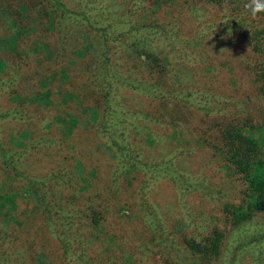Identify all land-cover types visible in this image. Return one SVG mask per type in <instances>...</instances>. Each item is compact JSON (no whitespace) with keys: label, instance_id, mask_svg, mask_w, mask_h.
<instances>
[{"label":"rangeland","instance_id":"rangeland-1","mask_svg":"<svg viewBox=\"0 0 264 264\" xmlns=\"http://www.w3.org/2000/svg\"><path fill=\"white\" fill-rule=\"evenodd\" d=\"M61 1L68 10L75 13L84 11L82 0ZM245 3L246 0L237 2L234 14L231 15L209 14L199 7L184 4L176 12L164 16L165 20L139 12L128 23L121 22L112 26L102 23L96 13L90 12L92 18L80 15L83 21L78 17L74 21L63 22L60 18L54 28L49 23L56 21L55 18L60 15L46 7L47 20L43 7L35 6L37 8L34 9L30 21L34 22L36 19L43 25H35L36 29L27 37L18 41L10 36V30L0 28V74L8 75L10 68L14 67L16 57L13 55L18 53V43L24 51L28 47L35 48L38 44V51L33 55L34 63L32 61L26 71L23 69V75L16 79L18 84L13 88L16 94L11 96L8 95L9 92H3V97L0 94V105L3 102L8 104V101L17 104L34 101L37 107L32 105L31 109L26 107L23 110L28 117L26 121L17 120L1 126L3 136L12 145L23 146L32 133L30 124L37 125L35 122L49 119L53 113L61 110L71 111L78 118V133L71 140L76 142L77 135L82 133L80 145L86 153L83 156L85 162L79 163L70 159V163L74 164L78 175L84 172L102 187L105 186L109 179L108 164L112 163L113 154L95 133L103 99L99 88H89L91 83L88 74L96 66L100 48L98 39L101 36L99 29L104 28L103 31L109 32L111 38L121 35L118 39L121 42L132 37L129 26L144 24L150 27L141 26V29H137L140 30L139 36L151 41V45H155V49L160 52L170 54L167 56L168 61L174 66L180 87L184 91L183 95L187 97L183 99L187 107L185 115L188 132L191 131L194 139L200 143L202 138L213 140L218 131L228 123L250 128L251 132L255 131L254 136L264 137V97L259 93L260 72L264 66V14L253 19L246 11ZM20 10L24 12L25 7L21 6ZM71 22L74 25L69 26L73 33L66 35L64 43L58 49V42L64 37V32L68 31V23ZM28 27H32L30 22ZM58 52L63 55L58 56ZM51 54L55 58L47 65L45 61L52 58ZM61 67L68 71V82L63 80L64 76L59 72ZM33 73H36L35 77L32 76ZM57 89L59 93L51 96L53 103L49 107L47 104L42 106ZM35 90L39 92L34 97ZM57 98L61 102L66 101L67 106H55ZM119 99L127 103L125 109L129 111L146 112L154 105L141 93L137 94L132 90L120 91ZM152 130H155L153 135L156 137V144L149 154L159 157L166 152L168 144L163 131L157 126ZM195 141L189 143L193 150L188 155L176 158L175 164L193 174L195 178H205V182L198 180L199 183H195L200 191L179 199L167 181L155 183L149 189L146 198L155 205L154 208L165 227L163 242L160 244L151 240L140 220L144 211V206L140 203L145 200H141L139 195L135 197L136 188L131 190L132 197L123 194L118 198L119 204L114 209L120 208V213L125 214L132 209L133 216L131 219L123 218L124 251L119 253L117 250L116 254L122 257L127 254L130 259H112L113 261L118 260L121 263L124 260L125 264H197L194 258H187L183 236L193 237L198 241L215 225L222 231L223 238L219 254L210 259L209 264H264V211L255 213L247 221L236 225H232L230 219L225 218L224 204L240 203L244 185L237 176H226L228 172L222 167L223 162L216 160L206 146ZM177 143L185 145L180 141ZM53 152L62 156H57L59 160L67 158L63 151ZM36 157L33 162V158L28 157L26 162H32L34 168L29 170L34 174H41L57 164L54 155L53 158L40 154ZM102 157L105 161L101 160ZM125 200L131 203H124ZM134 200L139 202V207H133ZM20 217L21 225L11 217L6 218L8 227L13 222L19 226H10L7 239L0 240V243L4 242L0 250L8 249L11 252L15 248L22 252L20 256H0V264H62L60 246L43 221L24 215ZM18 236L20 238L16 240ZM93 246V254L99 252L97 244ZM94 260L106 263L107 259Z\"/></svg>","mask_w":264,"mask_h":264},{"label":"trees","instance_id":"trees-1","mask_svg":"<svg viewBox=\"0 0 264 264\" xmlns=\"http://www.w3.org/2000/svg\"><path fill=\"white\" fill-rule=\"evenodd\" d=\"M237 2L241 0H82L84 11L75 13L66 9L61 0H0V28L10 30V36L18 41L27 37L36 29L35 25H43L36 19L34 22L30 21L34 9L37 8L35 6L38 5L43 7L47 20L46 7L60 15L51 24L47 21L54 28L60 18L63 22L74 21L78 17L82 19L80 15L92 18L90 12L96 13L102 23L111 26L121 22L128 23L135 19L139 12L163 20L164 16L176 12L184 4L199 7L209 14L231 15L234 14ZM21 6L25 7L24 12H21ZM29 22L33 28L28 27ZM70 24L74 25L72 22L68 23V31H65L64 37L59 40L58 49L64 43L66 35L73 33ZM141 26L150 27L144 24ZM141 26H129L132 37L127 41L123 40L124 42L118 40L121 35L117 34L111 38L109 32L103 31L104 28L99 29L101 36L97 38L100 48L96 66L88 74L91 83L89 88H99L103 99L98 111L99 119L95 133L113 154L112 163L108 164L109 179L105 186L102 187L84 172L78 175L74 164L70 163V159L79 163L85 162L83 156L86 153L80 145L82 133L77 135L76 142L71 140V137L78 133V118L73 112L61 110L53 113L49 119L35 122L37 125L30 124L32 133L27 142L23 146H14L3 136L1 126H7L8 122L14 123L17 120L26 121L28 117L23 110L26 107L31 109L32 105L37 106L34 101L20 104L8 101V104L3 102L0 105V240L7 239L10 226L22 224L20 215L40 218L60 246L62 264H125L124 260L130 259L129 255L118 256L116 251H124L122 246L125 244V235L122 232V222L123 218L131 219L133 213L132 209L126 214L120 213V208L114 209L115 205L119 204L118 198L123 194L132 197L131 190L136 188L135 197L139 195L141 200H145L140 203L144 206L140 220L149 232L151 240L160 244L163 242L165 227L154 208L155 205L146 198L149 189L155 183L167 181L179 199L200 191L195 183L198 180L205 182V178H195L193 174L175 164L176 158L188 155L193 150L190 142L199 141L194 139L191 131L188 132V120L185 115L187 107L183 100L187 97L183 95L184 91L180 87L174 66L168 61L167 56L170 54L160 52L155 49V45H151V41L141 38L140 30H137L141 29ZM37 46L38 44L31 49L28 47V50L24 51L18 43V53L13 55L16 57L14 67L10 68L8 75L0 74L1 96L3 92H9L8 95L16 94L13 89L18 84L16 79L23 75V69L26 71L31 65L33 55L38 51ZM51 55L52 58L45 61L47 65L55 58ZM57 55L62 56L63 53L58 52ZM64 68L61 67L59 72H62L63 80L68 82L69 74ZM32 76L35 77L36 73ZM260 76L259 93L264 97V66ZM33 86L35 87V83ZM123 90L141 93L154 105L146 112L129 111L125 109L127 103L119 99V93ZM55 91L42 106L47 104L49 107L50 103H53L51 96L59 93L58 89ZM38 92L39 90H35L33 96H37ZM58 98L55 106H67L66 101L61 102ZM154 126L163 131L168 144L166 152L159 157L149 154L156 144V137L153 135L155 130H152ZM254 134L255 131L251 132L250 128L228 123L218 131L213 140L202 138V142L199 141V144L211 151L216 160L223 162L222 167L228 172L226 176H237L244 185L240 203H223L225 218H229L232 225L247 221L255 213L264 211V137H256ZM178 141L185 143L187 147L177 143ZM53 150L63 151L64 157L67 154V158L57 159V156H62ZM39 154L50 155L51 158L54 155L56 166L41 174L32 173V162ZM28 157L33 158L32 162L26 163ZM101 160L105 161L104 157ZM128 202L131 203L124 201ZM134 203L133 207H139L138 201L134 200ZM19 209L20 215L17 212ZM13 212H16V215H13ZM9 217L19 222V225L13 222L8 227L5 220ZM222 234V231L213 225L198 241L193 237L183 236L187 258H194L197 264H209L210 259L220 252ZM19 238L20 236L16 240ZM2 244L4 242L0 243V246ZM94 244L99 247V252L96 251L95 254ZM0 252V256L6 254L5 257H9L10 254L20 256L22 250L16 251L14 248L11 252L8 249ZM99 258L107 259L106 263L94 260ZM112 259L124 260L118 263V260Z\"/></svg>","mask_w":264,"mask_h":264},{"label":"clouds","instance_id":"clouds-1","mask_svg":"<svg viewBox=\"0 0 264 264\" xmlns=\"http://www.w3.org/2000/svg\"><path fill=\"white\" fill-rule=\"evenodd\" d=\"M244 7L254 19L259 14L264 13V0H246Z\"/></svg>","mask_w":264,"mask_h":264}]
</instances>
